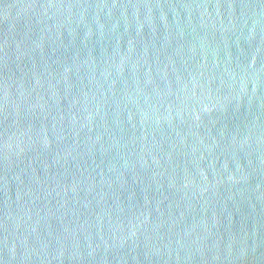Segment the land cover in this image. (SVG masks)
Listing matches in <instances>:
<instances>
[{
	"label": "water",
	"instance_id": "water-1",
	"mask_svg": "<svg viewBox=\"0 0 264 264\" xmlns=\"http://www.w3.org/2000/svg\"><path fill=\"white\" fill-rule=\"evenodd\" d=\"M0 264H264V0H0Z\"/></svg>",
	"mask_w": 264,
	"mask_h": 264
}]
</instances>
